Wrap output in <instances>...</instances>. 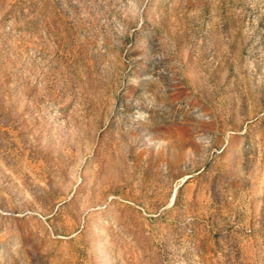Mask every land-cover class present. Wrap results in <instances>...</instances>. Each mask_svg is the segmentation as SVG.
<instances>
[{"label":"rangeland","instance_id":"374dc122","mask_svg":"<svg viewBox=\"0 0 264 264\" xmlns=\"http://www.w3.org/2000/svg\"><path fill=\"white\" fill-rule=\"evenodd\" d=\"M0 264H264V0H0Z\"/></svg>","mask_w":264,"mask_h":264}]
</instances>
